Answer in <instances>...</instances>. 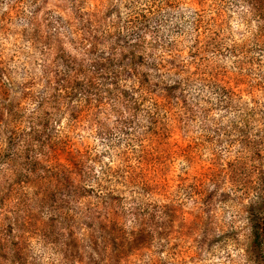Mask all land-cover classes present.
I'll return each mask as SVG.
<instances>
[{"label": "rangeland", "instance_id": "1", "mask_svg": "<svg viewBox=\"0 0 264 264\" xmlns=\"http://www.w3.org/2000/svg\"><path fill=\"white\" fill-rule=\"evenodd\" d=\"M87 71L97 90H72ZM3 108L0 264H264V0H0ZM153 115L172 126L159 191L130 184Z\"/></svg>", "mask_w": 264, "mask_h": 264}, {"label": "trees", "instance_id": "2", "mask_svg": "<svg viewBox=\"0 0 264 264\" xmlns=\"http://www.w3.org/2000/svg\"><path fill=\"white\" fill-rule=\"evenodd\" d=\"M136 22H138V24L141 25V27L147 28L148 23L150 22V18L147 14H139L137 17H135ZM90 38V40L92 41V44L95 42L99 41V38L96 37V35H93L92 33L89 34L88 36ZM142 39L143 38H139V42L140 44H142ZM86 42L89 40H85ZM142 46V45H141ZM132 51L130 56L133 60H136L135 64H137V61L140 62V64L142 62H144L145 60V53L144 52H140L139 50H129ZM151 51H158V46H152V50ZM152 57L156 58L155 55L152 53ZM109 61V59H107ZM101 61V60H100ZM104 61H106L104 59ZM118 64L120 65V61L118 62ZM152 66L157 67L156 63H151ZM93 67H95L96 69L101 68V63L100 62H96V65H94ZM98 71H100V69H98ZM92 72V75H89L88 73L91 72H86V74H84V81L80 82L77 78L76 79H71L69 84H72V81L74 82V88L72 90H75L76 92H88L87 89H93V90H97V88L95 87L94 84V79L97 80V78H99L100 76H102V72ZM118 74L120 75V71L118 72ZM117 74V76H118ZM95 75V76H94ZM100 75V76H99ZM116 76V78H118ZM138 91L139 92H152V88L151 87H155V85L152 83L151 81V76L146 73H138ZM183 83L181 82H175L173 85H170L168 87H166L164 89L165 92H175L178 89H180L182 87ZM135 89V90H136ZM124 92H128V91H124ZM139 102H135L134 103V107H135V111H138L140 109L139 106ZM5 108L0 110V116H4V110ZM150 121H151V125L155 127V132L153 134L154 136V140L152 142V146H150V149H146L142 146V149L140 151H138V153L140 154L139 159H137L138 163H137V167L133 170L132 173V178L130 181V184H137L138 186L142 187L143 190H165L167 187V183H166V178H164V173L165 171H167L166 166L164 164V162H162V157L165 153L166 150H164L165 146H169V139H170V133H171V128L172 126H170L168 124L167 128L166 127H161L158 121V119H155V116H149ZM158 118V117H157ZM18 135H16L13 131H9V136H8V141L10 144L15 145V142L17 140ZM19 140V139H18ZM256 144L254 145L253 149L255 148ZM176 151H172L174 154H182L185 152V150L179 146H176ZM1 152V151H0ZM172 153V154H173ZM256 156L258 155L257 153H255ZM4 155L2 153H0V164L2 163V161H4ZM160 171L162 174H160ZM160 179V180H158ZM264 180L262 181V183L259 186L261 187V197H259V199L264 202V185H263ZM72 195H75V192H71ZM98 198H101V196H97ZM107 199L109 200V202H103V204H105L106 207H103L101 209H103L104 212L102 211H91L92 214L89 218V223L85 224L86 228L90 230V232L92 233V235L97 234L99 231L103 230V228L101 226H103L104 224L110 225L113 224L116 221V213L112 212V205L116 202H120V198H117L115 196H107ZM102 200V199H100ZM71 202H72V196H71ZM102 207V206H101ZM140 210V208H139ZM72 212L70 213H74L75 210L72 209L70 210ZM138 209H135V212L137 213ZM118 217V216H117ZM138 219V218H137ZM120 221V220H119ZM58 225L59 227H57L58 232L60 234V236L66 237V238H74L75 236H77V232H78V227H80V224L76 222V216H74L73 214L71 215V220H64L62 218V222L61 219L58 221ZM84 225V224H83ZM256 239H260L262 238V240L264 241V231L262 232V234H260V236L256 233ZM258 235V236H257Z\"/></svg>", "mask_w": 264, "mask_h": 264}]
</instances>
